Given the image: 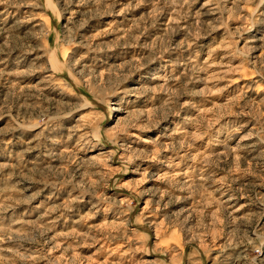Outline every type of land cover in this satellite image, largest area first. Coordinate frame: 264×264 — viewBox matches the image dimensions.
<instances>
[{
	"label": "rangeland",
	"instance_id": "obj_1",
	"mask_svg": "<svg viewBox=\"0 0 264 264\" xmlns=\"http://www.w3.org/2000/svg\"><path fill=\"white\" fill-rule=\"evenodd\" d=\"M0 264H264V0H0Z\"/></svg>",
	"mask_w": 264,
	"mask_h": 264
},
{
	"label": "bare ground",
	"instance_id": "obj_2",
	"mask_svg": "<svg viewBox=\"0 0 264 264\" xmlns=\"http://www.w3.org/2000/svg\"><path fill=\"white\" fill-rule=\"evenodd\" d=\"M48 23V22H47Z\"/></svg>",
	"mask_w": 264,
	"mask_h": 264
}]
</instances>
